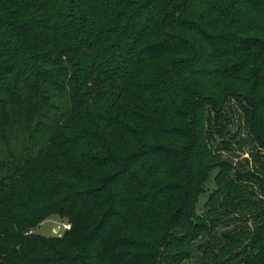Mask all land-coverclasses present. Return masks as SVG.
<instances>
[{
    "label": "trees",
    "instance_id": "16d2710c",
    "mask_svg": "<svg viewBox=\"0 0 264 264\" xmlns=\"http://www.w3.org/2000/svg\"><path fill=\"white\" fill-rule=\"evenodd\" d=\"M204 238L203 264H264V0H0V264H187Z\"/></svg>",
    "mask_w": 264,
    "mask_h": 264
},
{
    "label": "rangeland",
    "instance_id": "374dc122",
    "mask_svg": "<svg viewBox=\"0 0 264 264\" xmlns=\"http://www.w3.org/2000/svg\"><path fill=\"white\" fill-rule=\"evenodd\" d=\"M242 111L240 110L239 113H237L236 115L233 116V119L230 121V123L227 124V126L229 127V133L230 136L229 137H234L232 139V152H227V151H222L223 152V157L225 158V160H227L228 163H230V165L234 166L236 168V170H242L243 168H250L253 166H257V156H254V153L256 152L255 150H253L252 145H248L247 143L243 142H236L235 140L237 139L238 141L240 140V138H245L247 139V135L245 133V131L243 130V126L241 125V117H242ZM239 130L241 131V135L238 136L237 133L239 132ZM219 142H223L222 139H218ZM240 145H244V150L240 151L238 148ZM223 144L219 145V148L222 147ZM253 150V151H252ZM254 152V153H253ZM253 154V156H252ZM256 154V153H255ZM218 170L214 171L213 173H211L207 183H206V193L201 197L200 200V204H199V213L201 215H204L205 213V202L208 201L209 196L211 195V193H213L216 189V179L218 176ZM236 176V173L234 172L233 177ZM224 222V224L220 227V229L217 230V232L214 233V236L216 237L217 240H222V233L228 230H232L236 227H241L243 226V222L238 221V219H223L222 220ZM63 224V220L60 217L54 216L46 221H44L35 231V234L41 235V236H45V237H55V236H60V234H58L60 232V230L55 231L56 228L61 227ZM62 228V227H61ZM65 231L64 229H62V231L60 232L61 234H63ZM208 241V238H204L201 241H198L195 245V253L193 255V257L191 258V260L189 262H187V264H203L202 261V257L205 255L204 253V249H201V246H205L206 243ZM208 254V252H207Z\"/></svg>",
    "mask_w": 264,
    "mask_h": 264
},
{
    "label": "built area",
    "instance_id": "2783aa9c",
    "mask_svg": "<svg viewBox=\"0 0 264 264\" xmlns=\"http://www.w3.org/2000/svg\"><path fill=\"white\" fill-rule=\"evenodd\" d=\"M62 227V228H61ZM61 227H59V230H60V232L62 231V229H64V230H69L70 228H71V225L70 224H68V223H65V222H63V224H62V226ZM58 233V234H60V236H61V233ZM30 233H32V232H30ZM29 233V234H30Z\"/></svg>",
    "mask_w": 264,
    "mask_h": 264
},
{
    "label": "water",
    "instance_id": "95a60500",
    "mask_svg": "<svg viewBox=\"0 0 264 264\" xmlns=\"http://www.w3.org/2000/svg\"><path fill=\"white\" fill-rule=\"evenodd\" d=\"M58 230H59V228L56 229V231H58Z\"/></svg>",
    "mask_w": 264,
    "mask_h": 264
},
{
    "label": "crops",
    "instance_id": "0c3cea01",
    "mask_svg": "<svg viewBox=\"0 0 264 264\" xmlns=\"http://www.w3.org/2000/svg\"><path fill=\"white\" fill-rule=\"evenodd\" d=\"M57 229V228H56ZM56 229H55V231H56Z\"/></svg>",
    "mask_w": 264,
    "mask_h": 264
}]
</instances>
